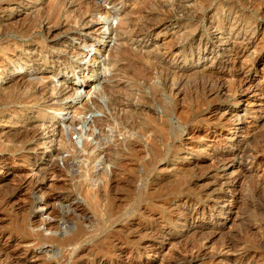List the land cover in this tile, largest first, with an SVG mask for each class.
I'll use <instances>...</instances> for the list:
<instances>
[{"label":"rangeland","instance_id":"rangeland-1","mask_svg":"<svg viewBox=\"0 0 264 264\" xmlns=\"http://www.w3.org/2000/svg\"><path fill=\"white\" fill-rule=\"evenodd\" d=\"M0 264H264V0H0Z\"/></svg>","mask_w":264,"mask_h":264},{"label":"bare ground","instance_id":"bare-ground-1","mask_svg":"<svg viewBox=\"0 0 264 264\" xmlns=\"http://www.w3.org/2000/svg\"><path fill=\"white\" fill-rule=\"evenodd\" d=\"M165 82V81H164ZM224 248V247H223Z\"/></svg>","mask_w":264,"mask_h":264}]
</instances>
